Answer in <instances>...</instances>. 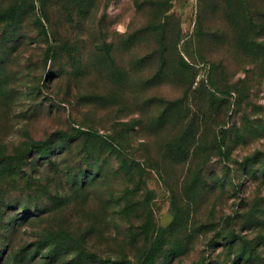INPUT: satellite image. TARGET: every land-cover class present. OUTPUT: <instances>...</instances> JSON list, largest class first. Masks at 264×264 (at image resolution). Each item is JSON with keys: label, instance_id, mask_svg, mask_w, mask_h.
I'll list each match as a JSON object with an SVG mask.
<instances>
[{"label": "rangeland", "instance_id": "374dc122", "mask_svg": "<svg viewBox=\"0 0 264 264\" xmlns=\"http://www.w3.org/2000/svg\"><path fill=\"white\" fill-rule=\"evenodd\" d=\"M0 264H264V0H0Z\"/></svg>", "mask_w": 264, "mask_h": 264}]
</instances>
